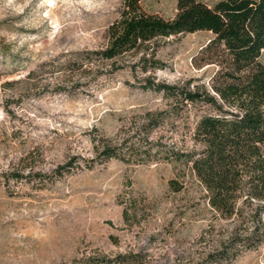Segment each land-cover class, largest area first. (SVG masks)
Wrapping results in <instances>:
<instances>
[{
	"label": "rangeland",
	"instance_id": "rangeland-1",
	"mask_svg": "<svg viewBox=\"0 0 264 264\" xmlns=\"http://www.w3.org/2000/svg\"><path fill=\"white\" fill-rule=\"evenodd\" d=\"M123 4L0 0V264H77L128 253L138 264H194L226 228L184 166L96 158L99 138L122 141L143 113L167 107L162 93L140 86L144 77L207 81L218 69L205 60L208 31L161 39L163 66L146 73L131 70L133 55L90 63ZM141 7L167 19L177 13L176 0H142ZM170 127L153 136L181 140V128ZM72 157L74 167L59 175ZM184 170V189L171 190L169 180H183ZM126 206L137 210L132 223ZM230 264H264V246Z\"/></svg>",
	"mask_w": 264,
	"mask_h": 264
},
{
	"label": "trees",
	"instance_id": "trees-1",
	"mask_svg": "<svg viewBox=\"0 0 264 264\" xmlns=\"http://www.w3.org/2000/svg\"><path fill=\"white\" fill-rule=\"evenodd\" d=\"M141 2L124 0L120 17L108 27L107 44L92 52L90 63H115L133 55L131 70L146 73L163 66L156 57L161 39L208 31L212 37L203 50L205 60L218 69L207 81L170 84L144 77L140 86L162 93L167 107L143 113L135 132L122 141L99 138L96 158L184 166L203 188L214 216L226 225L216 246L194 264H230L245 251L264 246V0H217L212 5L176 0L177 13L168 19L144 11ZM167 125L172 132L181 128V140L153 136ZM77 160L72 157L56 172L71 170ZM93 162L85 160V166ZM186 175L184 170L183 180L170 179V189L183 190ZM137 215L136 208L123 210L128 223ZM140 261L128 253L97 261L88 257L77 264Z\"/></svg>",
	"mask_w": 264,
	"mask_h": 264
}]
</instances>
